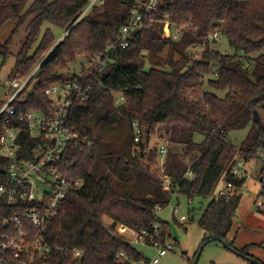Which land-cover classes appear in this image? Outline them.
<instances>
[{"label":"trees","instance_id":"1","mask_svg":"<svg viewBox=\"0 0 264 264\" xmlns=\"http://www.w3.org/2000/svg\"><path fill=\"white\" fill-rule=\"evenodd\" d=\"M29 1L0 0V27L17 22L3 45L6 50L17 29L26 26L11 78L27 76L38 67L27 101H16L14 106L17 116L47 112L49 86L73 81L90 85L88 98L73 103L68 117V128L78 133L79 142L68 145L56 164L66 177L82 179L83 187L78 194L67 195L63 214L48 220L42 229L22 219L24 235L18 242L34 243L40 236L52 247L42 258L34 252L33 261L29 254L3 249V237L18 234V225H5L4 220L22 216L38 202L9 206L7 194L1 195L0 254L6 264L147 263L149 257L116 229L123 224L154 233L159 222L161 239H170V223L161 219L158 208L167 207L173 193L164 191L158 142L152 143V137L169 140L164 173L172 178L177 194L190 201L211 195L222 178L233 182L237 190L243 188L244 180L232 175L236 160L258 159L264 150V125L254 120L264 99V0H160L153 20L135 33L125 49L116 44L134 0H104L85 14L92 0H36L28 6ZM166 15L173 26H186L179 40L165 36L161 19ZM46 22L65 31L61 40L50 28L41 37ZM215 31L226 37L233 53L212 49L205 36ZM204 42L199 57L187 51L190 45ZM94 55H101L105 64L92 65ZM81 56L91 67L83 68L80 75L66 72ZM117 96L124 97L121 104ZM251 121L242 146L228 142L231 131L244 129ZM134 122L144 128L140 143L133 139ZM4 126L5 119L0 117V133ZM22 128L18 158L35 159L40 140L27 126ZM190 168L195 180L186 176ZM2 185L18 193L29 191V186H17L12 177L0 172ZM241 196L236 193L229 201L211 199L198 222L208 233L204 242L210 238L228 241ZM228 243L248 255L234 241ZM73 249L82 255L74 258ZM120 252L125 254L122 259Z\"/></svg>","mask_w":264,"mask_h":264},{"label":"built area","instance_id":"2","mask_svg":"<svg viewBox=\"0 0 264 264\" xmlns=\"http://www.w3.org/2000/svg\"><path fill=\"white\" fill-rule=\"evenodd\" d=\"M104 0H92L90 5L85 9V14L89 8L95 4H102ZM160 0H134L133 7L129 18L121 27L118 42L116 45L121 48H127L133 40L135 33L143 29L153 20V16L159 11ZM83 16V15H82ZM164 34L174 40H179L184 31L187 30L185 25H172L168 15L161 19ZM205 40L211 42V47L221 40V34L218 31L205 36ZM213 44V45H212ZM205 48V42L195 43L187 48L195 57H199ZM227 54V51H220ZM92 65H104L105 61L101 55L91 57ZM38 67L35 68L27 76L19 75L10 82L12 92L8 100L0 107V117H4L5 126L0 133V172L12 177L14 184L17 186H29V191L18 193L15 189L7 186H0V196L7 194L6 203L9 206H17L27 201H37L38 206L34 209L27 210L22 216L15 215L11 219H5V225L9 222L18 225V234L14 237L5 235L3 239L6 242L2 245L3 249L11 250L16 254L23 252L31 255V261L34 259V252L39 253V258L47 256L52 247L42 242L40 236H37L34 243L25 244L18 242L20 235L23 234L22 219H27L36 228L42 229L48 220L60 217L63 214V203L68 194L76 195L83 187L82 179H71L66 177L60 168L56 165L59 163L63 154L70 144L79 142L78 133L71 132L68 128V117L73 103L88 98L90 85H84L81 82L73 81L66 84H54L49 86L45 93L50 98V109L44 111H31L27 114L17 116V108L14 102L24 103L27 101L29 94L33 89L30 84ZM26 91V92H25ZM124 101L123 96H117V104ZM16 119V120H15ZM22 125L27 126L34 137L38 140L35 146V159L23 160L18 158V153L22 148L20 136L23 131ZM144 136V128L138 122L133 123V139L135 143L142 142ZM162 139V140H161ZM159 147L160 159L158 163L159 174L163 180L164 191L177 194L174 182L171 177L164 173V163L168 152L169 140L161 138ZM245 157L237 160L234 164L232 175L237 180H248L249 173L243 170V162ZM244 172V173H243ZM186 176L192 180L196 179V175L192 169H188ZM260 182L264 186V174L260 177ZM47 185L49 190L40 189V185ZM245 185V184H244ZM244 188V187H243ZM243 188L237 190L233 182L224 181V186L213 197L216 199L224 198L229 201L236 193H242ZM264 194V190L261 195ZM264 196V195H263ZM256 210L264 213V199L259 201ZM40 208L44 207L43 211ZM161 208H158V213ZM187 217L182 215L181 221ZM137 232L136 241L141 245L156 247L157 255L151 260L153 264L160 262L161 257L174 249V245L169 240L161 239V224L157 222L154 225V233L147 230ZM22 240L25 237L21 238ZM168 243V244H167ZM67 253L68 251L65 250ZM72 256L78 258L82 255V251L78 249L72 250ZM125 257L124 252L118 254V258ZM0 264H6V260L0 254ZM138 264H145L141 261Z\"/></svg>","mask_w":264,"mask_h":264},{"label":"rangeland","instance_id":"3","mask_svg":"<svg viewBox=\"0 0 264 264\" xmlns=\"http://www.w3.org/2000/svg\"><path fill=\"white\" fill-rule=\"evenodd\" d=\"M36 0H30L28 6ZM16 21H8L0 27V104L5 103L11 92L10 87L11 72H13L16 55L21 48V44L26 36V26L17 29L12 38L9 50L3 46L6 41L11 37L16 28ZM50 28L56 39L61 40L65 31L61 28L55 27L49 23H44L42 28L41 37L45 31ZM219 51H227L233 53L226 37L222 36L221 40L215 45ZM88 59L84 56L78 57L77 62L71 64L66 72L77 73L80 75L83 68L87 71L91 66ZM219 95L221 92H218ZM254 120H259L264 125V99L258 107L257 114ZM252 122L240 130H233L228 135V142L234 144L236 147L242 146ZM153 142H158L160 145L161 140L152 137ZM197 141H201L200 136L196 137ZM263 151V152H262ZM259 153V158L245 159L243 162V170L248 172L250 178L244 185L241 200L233 219V227L228 236V241L233 242L236 248L245 250L247 256L239 254L238 252L228 249L220 241H211L204 245V239L208 233L199 225V219L205 211L208 203L221 188L224 186V179H220L211 195L207 197L196 196L190 201L186 196L174 194L170 204L159 211L161 219L170 223L169 232L171 242L174 249L168 252L165 256L161 257L160 262L157 264H190V259L195 257L198 252L200 256L196 264H261L255 259L264 262V213L256 210L259 201L264 199L263 184H261L260 176L264 172V150ZM262 153V154H261ZM246 158V157H245ZM241 158H238L239 160ZM236 160V161H237ZM244 173V172H243ZM49 190L47 185L41 184L39 191ZM184 215L186 220L181 221L180 217ZM117 232L124 236L132 245L139 248L147 257L149 262L145 264H153L151 260L157 255L156 247L141 245L136 241V230L127 227L123 224L117 226ZM168 244V243H167ZM196 254V256L198 255ZM255 258V259H253Z\"/></svg>","mask_w":264,"mask_h":264},{"label":"water","instance_id":"4","mask_svg":"<svg viewBox=\"0 0 264 264\" xmlns=\"http://www.w3.org/2000/svg\"><path fill=\"white\" fill-rule=\"evenodd\" d=\"M245 159H246V158H245ZM214 240L222 242V243H223L228 249H230V250H232V251H235V250L230 246V244L228 243V241L223 240V239H218V238H210V239H208V240H206V241L204 242V245H206L207 243H209V242H211V241H214ZM235 252H237V251H235ZM238 253H239V252H238ZM239 254H240V253H239ZM199 256H200V253L196 256V258H195V260L193 261L192 264H196V263H197ZM253 259H255V258H253ZM255 260H257V259H255Z\"/></svg>","mask_w":264,"mask_h":264},{"label":"crops","instance_id":"5","mask_svg":"<svg viewBox=\"0 0 264 264\" xmlns=\"http://www.w3.org/2000/svg\"><path fill=\"white\" fill-rule=\"evenodd\" d=\"M261 177V176H260ZM260 182V181H259ZM259 260V259H258ZM262 262V261H261ZM262 263H264V262H262Z\"/></svg>","mask_w":264,"mask_h":264}]
</instances>
